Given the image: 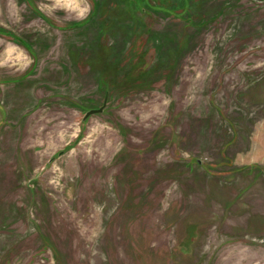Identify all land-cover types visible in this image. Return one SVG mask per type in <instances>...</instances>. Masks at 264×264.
Instances as JSON below:
<instances>
[{
  "label": "rangeland",
  "instance_id": "374dc122",
  "mask_svg": "<svg viewBox=\"0 0 264 264\" xmlns=\"http://www.w3.org/2000/svg\"><path fill=\"white\" fill-rule=\"evenodd\" d=\"M0 264H264V0H0Z\"/></svg>",
  "mask_w": 264,
  "mask_h": 264
},
{
  "label": "water",
  "instance_id": "95a60500",
  "mask_svg": "<svg viewBox=\"0 0 264 264\" xmlns=\"http://www.w3.org/2000/svg\"><path fill=\"white\" fill-rule=\"evenodd\" d=\"M103 110H104V107H101L100 109H97V110H91V111L87 112V114L85 115V119L88 118L89 116H91L92 114L100 113Z\"/></svg>",
  "mask_w": 264,
  "mask_h": 264
}]
</instances>
